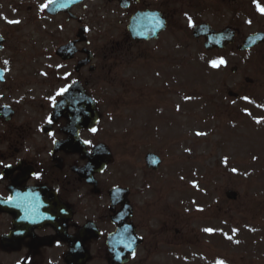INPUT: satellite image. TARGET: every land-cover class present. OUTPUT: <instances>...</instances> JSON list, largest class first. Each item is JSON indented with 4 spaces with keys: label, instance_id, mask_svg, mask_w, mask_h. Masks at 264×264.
Segmentation results:
<instances>
[{
    "label": "flooded vegetation",
    "instance_id": "obj_1",
    "mask_svg": "<svg viewBox=\"0 0 264 264\" xmlns=\"http://www.w3.org/2000/svg\"><path fill=\"white\" fill-rule=\"evenodd\" d=\"M46 3L0 0V264H117L108 243L122 202L126 223L143 239L126 264L162 257V246L190 244L189 232L179 238L175 231V216L148 214L146 181L167 167L147 166L150 109L165 104L150 99L152 86L175 83L168 68L175 67V30L184 19L193 29L209 24L233 33L225 52L237 53L246 37L264 30L257 9L264 0H53L42 10ZM143 35L147 40H138ZM140 83L147 99H118L116 93L140 96ZM74 85L94 98L95 132L70 118L80 99L63 106L57 95ZM124 100L134 118L120 111Z\"/></svg>",
    "mask_w": 264,
    "mask_h": 264
},
{
    "label": "rangeland",
    "instance_id": "obj_2",
    "mask_svg": "<svg viewBox=\"0 0 264 264\" xmlns=\"http://www.w3.org/2000/svg\"><path fill=\"white\" fill-rule=\"evenodd\" d=\"M181 27L186 31L187 24ZM174 57L175 67L168 69L175 70V83L169 84V88L152 86L150 98L164 99L168 104L163 109L153 107L150 113L151 117L160 116L155 122L157 128L175 116V135L165 142V137L155 139L154 132L148 129L150 152L158 154L167 167L147 179L145 201L151 204L150 217L182 218L183 228L188 226L193 231V244L178 250L179 254L162 246V257L155 255L151 261L144 258L140 261L216 264L217 260H223L225 264H264V48L251 55L209 54L175 30ZM221 58L226 63L213 68L211 62ZM233 70L236 72L232 73ZM24 79L30 80V75ZM142 86L143 83L136 86L140 96L116 95L118 99H147ZM120 106L128 119L134 118V110L125 100ZM134 122L138 129L146 127L142 122ZM152 122L149 120L148 128ZM129 123L124 120L125 125ZM167 128L166 125L163 132ZM135 137L141 139L142 133L137 131ZM185 168V172L176 170ZM233 168L237 173H233ZM230 190L238 194L235 202L225 198ZM210 215L216 218L212 221L214 227L226 230L231 240L223 242L220 234L203 231L208 223L205 219ZM237 240L239 243L234 242ZM172 251L174 254L170 256Z\"/></svg>",
    "mask_w": 264,
    "mask_h": 264
},
{
    "label": "water",
    "instance_id": "obj_3",
    "mask_svg": "<svg viewBox=\"0 0 264 264\" xmlns=\"http://www.w3.org/2000/svg\"><path fill=\"white\" fill-rule=\"evenodd\" d=\"M203 35H205V37H206V39H207V41H208V44H207V46H206V48L207 49H212V48H215V47H217V48H221V46L220 45H218V37L217 36H215L214 34H213V32H209V31H207V32H205V33H202ZM259 39L257 38V39H255L254 40V42H256V41H258ZM254 42H251V45L250 46H252L253 44H254ZM220 43H222V42H220ZM250 46L249 45H247L246 46V48H250ZM65 100H66V102H68L70 99H83L82 97H73V93H71V91H69V92H67V94L65 95V98H64ZM84 114H82V119L85 121V125H86V122H87V126H91V125H93L92 123H91V121L93 122V120L94 119H96L97 118V115H96V112H95V110L93 109V108H88L87 110H85L84 109ZM83 112V111H82ZM154 157L153 156H150L149 157V160H151L152 161V163L154 162ZM228 197L230 198V199H235V194H233V193H229L228 194ZM122 253V252H121ZM126 253H123V255H125Z\"/></svg>",
    "mask_w": 264,
    "mask_h": 264
},
{
    "label": "snow or ice",
    "instance_id": "obj_4",
    "mask_svg": "<svg viewBox=\"0 0 264 264\" xmlns=\"http://www.w3.org/2000/svg\"><path fill=\"white\" fill-rule=\"evenodd\" d=\"M52 2H53V0H48V3H46V4H44V5L41 6L42 10L48 8L49 4L52 3ZM257 9L260 11L261 14H264V7H261L260 4H257ZM7 23H9V24H19V23H21V22L18 21V20H10V21H7ZM189 23H190V26H193V27H194V25L191 23V18H189ZM249 23H251V21H249ZM4 63L7 64L8 61H5ZM225 63H226V62L221 58V59H219L218 61H212V62H211V66H212L213 68H217V67H219L220 65H223V64H225ZM67 91H68L67 88H65V89H61V90L57 93V95H61V96H62V95H64ZM189 99H190V98H189ZM245 99H248V98L246 97ZM53 101H55V97H53ZM48 122L51 123V120L49 119ZM256 122H257V123H261L262 121L257 120ZM92 131L95 132L96 129L93 128ZM197 135H198V136H199V135H206V133H197ZM85 143H90V142H85ZM4 166H5V167H11V165H4ZM232 171H233V173H237L238 170L235 169V168H233ZM0 178H2V177H0ZM198 211H203V209H198ZM203 231H205V232L211 234V233H214L215 230H214V229H210V228H206V229H203ZM233 231L235 232V231H238V230L234 229ZM225 236H226V238L229 239V240L232 239V236H228L227 234H225ZM234 242H235V243H239L238 240H237V241H234ZM133 255H134V254H133ZM216 264H225V262H224L223 260H217Z\"/></svg>",
    "mask_w": 264,
    "mask_h": 264
}]
</instances>
